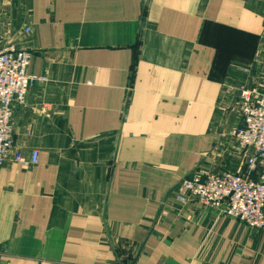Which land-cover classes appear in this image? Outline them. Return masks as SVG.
<instances>
[{
    "label": "crops",
    "instance_id": "0c3cea01",
    "mask_svg": "<svg viewBox=\"0 0 264 264\" xmlns=\"http://www.w3.org/2000/svg\"><path fill=\"white\" fill-rule=\"evenodd\" d=\"M0 11V47L30 51L29 73L47 78L15 107L17 149L40 161L11 156L0 171V264H264V231L174 200L200 166L245 170L230 131L264 0H0Z\"/></svg>",
    "mask_w": 264,
    "mask_h": 264
},
{
    "label": "built area",
    "instance_id": "2783aa9c",
    "mask_svg": "<svg viewBox=\"0 0 264 264\" xmlns=\"http://www.w3.org/2000/svg\"><path fill=\"white\" fill-rule=\"evenodd\" d=\"M31 61L28 50L12 44L0 47V171L11 156L26 169L40 161L37 150L30 159L24 158L14 139L15 107L25 105L35 84L47 81L45 76L29 73ZM243 72L251 79L236 88L241 119L230 136L244 151L245 170L234 173L200 166L175 188L174 200L222 209L249 228L264 231V32L254 63Z\"/></svg>",
    "mask_w": 264,
    "mask_h": 264
},
{
    "label": "rangeland",
    "instance_id": "374dc122",
    "mask_svg": "<svg viewBox=\"0 0 264 264\" xmlns=\"http://www.w3.org/2000/svg\"><path fill=\"white\" fill-rule=\"evenodd\" d=\"M0 13H1V11H0ZM5 25H6V26H9V25H11V24H8V23H7V24H5ZM12 45H14V44L12 43ZM15 46H16V45H15Z\"/></svg>",
    "mask_w": 264,
    "mask_h": 264
}]
</instances>
